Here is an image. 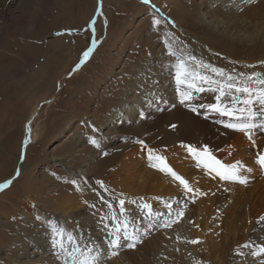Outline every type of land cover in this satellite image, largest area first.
Returning <instances> with one entry per match:
<instances>
[{"label":"rangeland","instance_id":"rangeland-1","mask_svg":"<svg viewBox=\"0 0 264 264\" xmlns=\"http://www.w3.org/2000/svg\"><path fill=\"white\" fill-rule=\"evenodd\" d=\"M182 8L209 13L213 25L190 16L187 22ZM174 15L186 23L178 27ZM16 26L24 33L16 32ZM12 34L17 35L12 39ZM0 36V46L18 42L34 53L33 70L48 66L34 77L30 90L22 81L36 74L30 68L0 79V184L20 169L0 192V264H22L32 258L30 252L38 253L34 259L43 256L62 264L51 247L54 225L99 249L101 264H264L259 253L264 246V175L249 178L247 185L228 182L236 187L222 192L217 183L225 182L197 167L187 151L189 145L211 151L215 132L220 131L218 139L245 133L225 127L227 118L207 109L216 102L207 86L180 102L187 82L177 83V61L169 55L170 46L182 48L185 60L195 58L191 70L225 85L228 74L264 78V0H0ZM211 67L223 69L225 77ZM4 98L11 102L4 104ZM127 105L146 111L147 117L123 121L135 109ZM29 121L35 137L22 158ZM252 139L255 144L243 136L241 145L256 148L264 131L254 129ZM173 146L177 153L170 152ZM140 148L145 151L137 157ZM149 148L198 190L178 221L177 201L189 194L150 166L144 156ZM101 196L116 214L119 200L125 201L120 219L130 218L142 234L134 249L122 242L118 254H110L105 225L111 229L112 222L103 218L113 211ZM165 202L172 204L171 216ZM144 204L164 215L147 216ZM166 221L170 226H163Z\"/></svg>","mask_w":264,"mask_h":264},{"label":"snow or ice","instance_id":"snow-or-ice-1","mask_svg":"<svg viewBox=\"0 0 264 264\" xmlns=\"http://www.w3.org/2000/svg\"><path fill=\"white\" fill-rule=\"evenodd\" d=\"M143 3L148 4L150 0H142ZM245 3H250L251 0H244ZM155 23L159 25L160 21L156 20ZM59 35V33H58ZM95 47V41H93V47L89 48L83 53L84 61H86ZM169 55L174 56L177 63L175 65V74L177 83H185V92L180 93V102L184 103L186 100L192 99L193 92H204L207 86L210 91L216 93L215 103H209L207 109L210 112H215L221 117H226L227 121L224 122V126L235 131L244 132L247 138L255 144L252 139V131L259 128L264 131V78H260L257 74H249L246 79H241L244 75L241 73V77H233L228 74L225 77V71L223 69H216L211 67L210 70L218 77H225L228 83L225 85L223 80L216 81L209 77L206 73H198L190 69V61L194 60V57L189 56L188 60L184 59V53L182 48L173 49L169 48ZM83 63V61H82ZM79 67V65L77 66ZM204 67H209L204 65ZM252 67V66H249ZM236 82H233V81ZM215 84L213 88L212 85ZM195 111V109H193ZM223 122V121H222ZM31 129L29 127V135ZM27 140L25 144H27ZM90 142L99 147V142L96 139H91ZM140 143H143L142 141ZM187 151L189 155L194 159L197 167H203L207 174L211 175L213 179L219 178L220 181L229 183H239L241 185L248 184V177L242 175V169L244 166L241 162L235 164H224L222 161L217 159L213 153L207 148H195L188 146ZM148 159L152 163L150 166L163 174L168 175L172 180L178 182L185 191L189 194L183 201H177L179 208L176 212L175 221H178L184 216V208L187 206V201L191 199L194 202L195 194L198 192L197 189H193L190 186V182L187 178L179 175L172 167L166 162V158L160 155H155L154 150L147 149ZM257 164L264 170V153H257ZM251 171V169H245ZM214 174V175H213ZM19 176V171H17ZM75 184V181H71ZM104 192H108L106 186L102 182H98ZM12 181L9 180L4 184H0V192H3L6 188L10 187ZM78 187V186H77ZM205 195L204 193H199ZM97 195H100L97 193ZM103 203L113 211L111 217L105 216L103 219H110L112 222L111 229L105 225L107 236L110 237L108 240V249L111 255H117L118 250L122 246V242L125 247L134 249L138 243L142 242L141 235L138 234V230L133 227V221L130 218L120 219V216L124 214L123 199L119 200L120 213L116 214L113 209V205L110 201L104 200L101 196ZM169 209V216H171L172 204L171 202H165ZM91 207H95L91 205ZM143 207L148 209L147 216L158 219L163 216V213H153L150 206L144 204ZM40 219V217H37ZM264 220V217H261ZM172 221V222H175ZM259 222V221H258ZM164 227H168L169 222H165ZM147 233H143L146 235ZM191 243H200L199 240H193ZM51 247L54 249V254L62 260V264H101V256L103 253L97 249L94 245L81 244L79 237L72 231L68 230L63 226L54 225L52 227L51 236ZM243 247H249L248 244ZM260 254H264V246L259 249Z\"/></svg>","mask_w":264,"mask_h":264},{"label":"bare ground","instance_id":"bare-ground-1","mask_svg":"<svg viewBox=\"0 0 264 264\" xmlns=\"http://www.w3.org/2000/svg\"><path fill=\"white\" fill-rule=\"evenodd\" d=\"M239 4V3H238ZM187 7V6H186ZM253 8V7H252ZM251 8V9H252ZM183 9V13H181L184 18V20H186L189 16L192 17V20L194 21H202L203 23H206L210 26H212V17H208V14L209 13H203V12H199V13H192L191 10L192 9H188L186 8V10L184 8ZM256 9V8H255ZM230 10V9H229ZM44 11V10H43ZM45 11L47 12L48 11V7H46ZM164 12V11H162ZM228 12V11H227ZM49 13V12H47ZM165 13V12H164ZM44 14V13H43ZM213 14V13H211ZM198 15V16H197ZM180 16V17H181ZM45 17V15H44ZM175 19L177 20V26L180 27L179 24H184V22L186 23L189 22L188 20L184 21L182 20V22H180L179 20V16H175ZM214 17V16H213ZM216 17V16H215ZM182 18V17H181ZM252 18V17H251ZM46 19V18H45ZM199 19V20H198ZM210 19V20H209ZM209 20V22L207 21ZM180 22V23H179ZM262 23V22H261ZM220 24V23H219ZM44 25V24H43ZM42 25V26H43ZM6 27V26H5ZM20 27V26H19ZM16 26V32H21L24 30L22 28H19ZM219 27V26H218ZM46 28V27H44ZM207 28H210L209 26ZM215 28V27H214ZM41 32V31H40ZM24 33V32H23ZM22 33V34H23ZM41 34V33H40ZM17 35V34H16ZM16 35H13L12 34V39H13V36H16ZM26 35V34H25ZM216 35V34H215ZM218 35V34H217ZM21 36V35H19ZM33 36V35H32ZM1 37V36H0ZM219 37V36H218ZM2 38V37H1ZM17 38V37H15ZM19 38V37H18ZM39 38V37H38ZM4 39V38H2ZM11 39V40H12ZM27 39H30V37H28ZM23 40V39H22ZM27 42V41H26ZM23 43V42H22ZM220 45V44H219ZM26 47L22 44H18L15 43V42H8V43H4L0 46V79L2 81L5 80L6 77H10L12 74H17V72H21L24 71V67L26 69L27 68H30L33 70V65L31 64V61L33 62V60L36 58H33L35 57L34 56V53L31 52H26ZM60 51H62L63 49H59ZM34 51V50H33ZM51 51V48L49 49V52ZM55 50H52L51 51V54L54 55L56 53H54ZM43 54V53H42ZM39 55V54H38ZM47 65H42L41 68L37 69L38 71H35L33 70V72H36V74H31L32 76H24V80L22 79V81H24V84H25V88H28L29 90L32 89L33 85H35V78L36 76L40 75V73H44L47 71ZM23 69V70H22ZM16 71V73H15ZM25 72V71H24ZM41 76V75H40ZM35 77V78H34ZM39 77L37 78V81H38ZM12 82V81H10ZM38 83V82H37ZM9 89V88H8ZM11 90V89H10ZM8 91V90H7ZM24 91V90H23ZM12 92V91H11ZM10 92V93H11ZM1 93H3V89L2 87H0V96L2 95ZM4 100V104H7V101L9 100L11 102V99H7V98H4L2 99ZM15 101V99L13 100ZM3 103V102H2ZM1 104V102H0ZM25 105V104H24ZM128 106V105H127ZM128 108L132 109V108H135L134 110L132 111H127L126 112V115L123 117V121H126V122H131L133 121V117L136 118V120L138 119V117H141L140 120L142 119H145L147 117V113L146 111H143V110H140V113H139V110H137L136 107L134 106H128ZM132 112V113H131ZM131 113V114H130ZM150 115V114H149ZM32 122L29 121L27 123V132H28V136L26 137L25 141L27 140V144H25V141L23 143V148H24V153H25V150L27 148V146L29 145V142L32 141V138L35 137V134H33V131H32ZM125 123V122H124ZM108 124V123H107ZM29 127L31 129V133L29 135ZM220 132V131H219ZM218 132V133H219ZM217 132L214 133V141L213 143L211 144L212 146V152L215 154L214 156L219 159L220 161L222 162H225L226 164H232L234 162H241L242 165L244 166V169H242V172L241 174L242 175H245L249 178H257L258 175H260L261 173L264 175V170H262L258 164H256L257 162L254 161L256 158H257V153H264V141L261 142L259 141L260 143H257V147L256 148H253V146L251 147V145H247L243 147V145H241V139L243 138V136H245L246 134H241V133H233L231 134V136L227 135L225 137H228L225 139L224 137V133H220L221 136H223L224 138H219L218 139V134ZM216 134L217 135V138L216 137ZM30 136V137H29ZM247 136V135H246ZM257 138V137H256ZM169 144V143H168ZM166 142L164 144H162L161 146H165V145H168ZM252 144V143H251ZM174 148H172L170 150V152H175L177 153V148L176 146H173ZM72 150V149H71ZM66 151H69L68 149ZM145 150L140 148L136 151V156H140L141 157V153H143ZM70 154L74 155V156H77L76 155V152L75 150H72V151H69ZM78 152V151H77ZM179 152V151H178ZM156 152H154L155 154ZM130 155V154H129ZM148 155V152H145L144 153V156H147ZM178 156V155H177ZM130 157V156H129ZM139 157V158H140ZM143 157V156H142ZM180 157V156H179ZM76 158V157H75ZM118 158V157H117ZM181 158V157H180ZM128 159V158H127ZM182 160V159H181ZM183 162V161H182ZM180 163V166H184L183 163ZM245 169H251V171H247ZM20 170V169H19ZM212 177V176H211ZM250 180V179H249ZM210 182V180H209ZM224 182V181H223ZM263 182H264V179H263ZM212 183V182H211ZM213 186L215 187L214 183H212ZM218 184V188H220L223 191H229L232 187H236L235 184L232 185V187H230L229 183L228 182H225L224 184L222 183H217ZM228 184V185H227ZM212 186V187H213ZM213 187V188H214ZM250 187V186H249ZM214 190V189H213ZM232 192V191H231ZM233 194V192H232ZM223 196V195H222ZM72 197V196H71ZM70 198V197H69ZM67 201V200H66ZM70 201V200H69ZM68 202V201H67ZM29 253V252H28ZM30 255L32 256V258L30 260H27V261H22L21 263L22 264H54L52 263L50 260H47L46 258H43L42 257H39L37 259H34L38 253L37 252H30ZM30 258V257H28Z\"/></svg>","mask_w":264,"mask_h":264},{"label":"water","instance_id":"water-1","mask_svg":"<svg viewBox=\"0 0 264 264\" xmlns=\"http://www.w3.org/2000/svg\"><path fill=\"white\" fill-rule=\"evenodd\" d=\"M24 155H25V153H24V148H23V151H22V158H24ZM17 171H19V167L17 168ZM17 171H16V173H15V175H14V177L12 178V179H9V180H11L12 182L14 181V179L16 178V177H18L16 174H17ZM20 173V172H19ZM8 180V181H9ZM7 182V181H6ZM6 182H4V183H6ZM4 183H2V184H4Z\"/></svg>","mask_w":264,"mask_h":264}]
</instances>
